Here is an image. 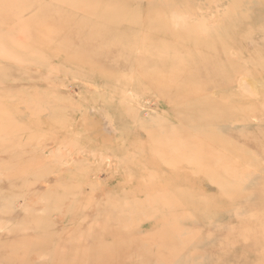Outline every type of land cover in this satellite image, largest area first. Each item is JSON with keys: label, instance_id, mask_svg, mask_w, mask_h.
<instances>
[{"label": "rangeland", "instance_id": "374dc122", "mask_svg": "<svg viewBox=\"0 0 264 264\" xmlns=\"http://www.w3.org/2000/svg\"><path fill=\"white\" fill-rule=\"evenodd\" d=\"M5 1L0 264H264V0Z\"/></svg>", "mask_w": 264, "mask_h": 264}, {"label": "bare ground", "instance_id": "6f19581e", "mask_svg": "<svg viewBox=\"0 0 264 264\" xmlns=\"http://www.w3.org/2000/svg\"><path fill=\"white\" fill-rule=\"evenodd\" d=\"M4 1H5V0H4ZM60 1H65V0H60ZM68 1H70V0H68ZM72 1H74V2H76V3H79V4H83V5H85V4H86V5H87V4H88V5L92 4V7H96L98 4H100V3L103 2V0H72ZM5 2H6V1H5ZM11 3H12V2H11ZM15 3H16V2H15ZM15 3H14V4H15ZM14 4H13V5H14ZM6 5H7V4H6ZM13 5H11V6H13ZM29 5H30V4H29ZM29 5H25V6H29ZM105 5H106V4H105ZM18 6H19V5H18ZM18 6H17V8H18ZM21 6H22V5H21ZM31 6H32V3H31ZM31 6H29V7H31ZM0 7H1V6H0ZM14 7H16V6H14ZM22 7H23V6H22ZM22 7H21V8H22ZM107 7H109V6L107 5ZM238 7H239V6H238ZM2 8H3V7H2ZM21 8L19 7L20 11H19L18 9H17L16 11H19V12L21 13V12H22L21 10H22L24 7H23L22 9H21ZM26 8H27V7H26ZM37 8H38V7H37ZM28 9H29V8H28ZM102 9H104V8H102ZM23 10H24V9H23ZM197 10H198V9H197ZM24 11H26V10H24ZM14 12H15V11H14ZM19 12H18V13H19ZM18 13H16V14H18ZM20 13H19V14H20ZM94 13H95V11H94ZM0 14H1V13H0ZM10 14H11V13H10ZM92 14H93V13H92ZM14 15H15V14H13L12 16H14ZM32 15H33V14H31L30 16H32ZM30 16H29V17H30ZM34 16H35V14H34ZM106 16H107V15H106ZM14 17H15V16H14ZM104 17H105V16H104ZM30 19H31V18H30ZM30 19H29V20H30ZM102 19H103V18H102ZM31 20H32V19H31ZM107 20H108V17L105 18V22H106ZM109 21L111 22V18H110V17H109ZM26 22H28V21H26ZM26 22H25V23H26ZM29 22L32 23L31 21H29ZM29 22H28V24H30ZM164 22H166V21H164ZM207 23H208V22H207ZM26 24H27V23H26ZM28 24H27V25H28ZM95 24H97V23H95ZM162 24H164V23H162ZM31 25H32V24H31ZM43 25H44V26H41V27H45L44 29H46V26H47V25L45 26V23H44ZM25 26H26V25H25ZM28 26H29V25H28ZM51 26H52V25H51ZM166 26H168V23H167ZM26 28H27V27H26ZM168 28H169V27H168ZM41 29H42V28H41ZM41 29H40V30H41ZM38 30H39V29H37V34L39 33ZM46 30H47V29H46ZM46 30H45V31H46ZM45 31H44V32H45ZM47 31H48V30H47ZM40 32H41V31H40ZM47 33H48V32H47ZM54 33H55V32H54ZM38 35H39V34H38ZM40 35H41V33H40ZM44 35H46V34H44ZM41 36H42V35H41ZM41 36H40V37H41ZM47 36H48V35H47ZM216 36H218V35H216ZM38 38H39V37H38ZM204 38H205V37H204ZM204 38H203V40H204ZM206 38H207V37H206ZM41 39H48V37L45 36V38H44V36H43V38L41 37ZM174 40H176V39H174ZM178 40H179V37H178ZM178 40H177V41H178ZM181 40H183V39L181 38ZM212 40H213V38H211V40L207 38L206 40H204V41H205L204 43L207 42V44H208V43H210ZM219 40H220V39H219ZM42 41H43V40H42ZM42 41H41V42H42ZM180 42H181V41H180ZM212 42H213V41H212ZM196 43H197V42H196ZM213 43H214V42H213ZM221 43H222V42H221ZM178 44H179V43H178ZM211 44H212V43H211ZM214 44H215V43H214ZM178 48H179V47H178ZM123 50H125V49H123ZM127 53H128V52H127ZM181 57H182V59H184L183 56H181ZM183 63H184L185 65H190V62H189V61H184ZM245 78H246V76H245ZM248 78H249V77H248ZM237 79H238V78H237ZM247 81H249V79H247ZM174 82H175V81H174ZM177 82H178V81H176L175 83H177ZM249 82H250V81H249ZM253 82H254V81H253ZM253 82L249 83V84H248V87H249L250 84H252ZM254 84H255V82H254ZM256 85H258V84H256ZM250 87H253V86H250ZM250 87H249V90H250ZM255 87H256V86H255ZM254 89H255V88H253L252 90H250L251 92L253 91V94L256 93V92H254V91H257L256 89H255V90H254ZM110 94H111V93H110ZM253 94H252V96H253ZM110 96H111V95H110ZM253 97H254V96H253ZM104 98H105V97H104ZM255 98H257V97H256V94H255ZM114 99H115V98H114ZM114 99H113V100H114ZM106 100H107V99H106ZM113 100H112V101H113ZM102 101H103V100H102ZM103 102H104V101H103ZM103 102H102V103H103ZM261 102H263V101L261 100ZM113 104H115V103H113ZM108 106H109V105H108ZM108 106H107V107H108ZM102 107H103V106H102ZM102 107H101V108H102ZM105 107H106V106H105ZM112 107H113V106H112ZM104 110H106V109H104ZM111 110H112V109H111ZM119 111H120V110H117V113H116V111H115L116 114H115V113H114V114H115V115H117V114L119 115V114H120ZM107 112H108V111H107ZM120 112H121V111H120ZM109 114H110V113H109ZM222 114H223V113H221L220 115L222 116ZM107 115H108V114H107ZM222 117H223V116H222ZM222 117H220V118H222ZM111 123H112V122H111ZM244 124H246V123H244ZM1 125H2V124H1ZM123 125H125V124H123ZM220 127H221V126H220ZM220 127H219V128H220ZM8 130H11V129H8ZM12 130H13V129H12ZM243 131H244V130H243ZM243 131H242V132H243ZM34 132H35V131H34ZM1 134H2V133H1ZM241 134H242V133H241ZM241 134H240V135H241ZM243 134H244V132H243ZM238 135H239V134H238ZM238 135H237V136H238ZM2 136H3V135H2ZM83 144H84V143H83ZM50 145H51V144H50ZM86 146H87V145H86ZM52 149H53V148H52ZM62 149H63V148H62ZM80 150H81V149H80ZM82 150H83V149H82ZM85 150H86V149H85ZM57 151H58V150H57ZM59 151H60V149H59ZM95 151H96V150H95ZM52 152H53V151H52ZM61 152H62V151H61ZM61 152H60V153H61ZM78 152H79V151H78ZM78 152H77V153H78ZM255 152H256V151H255ZM100 153L102 154V152H100ZM251 153H252V151H251ZM252 154H253V153H252ZM61 160H62V159H61ZM27 169H29V168H27ZM60 170H61V169H60ZM25 172H26V170H25ZM244 177H245V176H244ZM252 179H253V178H252ZM248 180H249V179H248ZM254 180H255V179H254ZM256 181H257V180H256ZM254 182H255V181H254ZM246 183H247V182H246ZM248 183H249V182H248ZM98 184H99V183H98ZM252 184H253V183H252ZM66 185H67V184H66ZM68 185H69V184H68ZM248 185H249V184H248ZM250 185H251V184H250ZM27 186H28V185H27ZM41 186H42V185H41ZM70 186H71V185H70ZM260 186H261V185H260ZM22 187H23V186H22ZM101 187H102V186H101ZM101 187H100V188H101ZM84 188H85V187H83V186H77V187H74L73 189H71L69 192L63 191V192H62V195H61V199H62V200H59V199H58V200H59V201H66V200L68 201V199L73 198V196H74L76 193L79 194V196L82 195L81 197L83 198L84 196H83L82 193L85 194V192H84ZM240 188H241V187H240ZM18 189H19V188H18ZM247 189H248V188H247ZM58 190H59V189H58ZM240 190H241V189H240ZM242 190H243V187H242ZM85 191H86V189H85ZM247 191L249 192V190H247ZM79 192H80V193L82 192V193L80 194ZM250 194H252V191H251ZM102 195H103V194H102ZM235 195H236V194H235ZM235 195H233V196H235ZM248 195H249V194H248ZM246 196H247V195H246ZM236 197H237V196H236ZM77 198H78V197H77ZM79 198H80V197H79ZM246 198H247V197H246ZM250 198H252V197L250 196ZM32 200H33V199H32ZM231 200H233V199L231 198ZM234 200H235V199H234ZM243 200H244V199H243ZM67 201H66V202H67ZM66 202H65V203H66ZM68 202H69V204H68ZM68 202L66 203L67 205H64L65 208L67 207V208H66V212H65V216L71 218V216H72V212H73V213H75V218H74L75 220L73 219V221H76V220H77V219H76V215L78 214V213H77V210H78L82 205L79 204L80 202H79L78 204H75V205H74V204L72 203V202H74V200H69ZM81 202H82V201H81ZM59 205H60V202H59ZM61 205H63V204L61 203ZM237 206H238V205H237ZM233 207H234V206H233ZM238 207L240 208V206H238ZM243 208H244V207H243ZM102 209H105V208H102ZM244 209H245V208H244ZM68 210H71V212H69ZM91 212H93V211H91ZM236 212H237V211H236ZM60 215H61V214H60ZM144 216H145V215H144ZM12 218H13V217H12ZM0 223H3V222H0ZM57 224H58V223H57ZM8 226H9V225H8ZM56 226H57V225H56ZM261 227H262V226H261ZM4 228H5V227H4ZM263 228H264V227H263ZM86 231H88V229H86ZM85 233H86L85 230H79L78 233L76 234V236L74 235L75 237H73L72 239L69 240V247H72V251H74L75 254L78 253V251H79V249H80V246H81V245L78 244L77 241H75V238H78V237H80L82 234H85ZM12 234H13V233H12ZM10 236H12V235H10ZM15 236H16V235H15ZM51 241L54 243V245H52V246H51V249H50V250H51V253H52L53 255H55V256L58 258V256H59V255H58V254H59V250H61V249L63 248V245H64V244H63V242H61V239H60L59 236H58L56 239L53 238ZM48 242H49V241H48ZM75 242H76V245H75ZM113 243H114V240L111 241V242H105V241H103L101 246H102V248H110V245H112ZM24 244H25V243H23L22 245H24ZM49 245H50V244H49ZM18 246H19V245H17L16 247H18ZM39 246H40V245H39ZM48 248H49V247H48ZM33 249H35V248H33ZM46 249H47V248H46ZM121 250H126V244L122 245V246L120 247L119 250H115V253L118 252V251H121ZM37 251H39V250H37ZM80 252H82V251H80ZM74 253H73V254H74ZM40 254H41V253H40ZM35 256H36V255H35ZM74 256H75V255H74ZM39 257H40V256H39ZM45 257H46V256H45ZM56 257H55V258H56ZM35 260H36V258H35ZM38 260H39V259H38ZM261 263H262V262H261ZM261 263H260V264H261Z\"/></svg>", "mask_w": 264, "mask_h": 264}]
</instances>
